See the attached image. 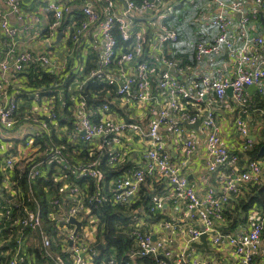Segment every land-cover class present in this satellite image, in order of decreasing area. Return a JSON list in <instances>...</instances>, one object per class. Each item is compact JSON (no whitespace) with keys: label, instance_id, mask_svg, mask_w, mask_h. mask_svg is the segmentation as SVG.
Masks as SVG:
<instances>
[{"label":"built area","instance_id":"2783aa9c","mask_svg":"<svg viewBox=\"0 0 264 264\" xmlns=\"http://www.w3.org/2000/svg\"><path fill=\"white\" fill-rule=\"evenodd\" d=\"M188 1L195 3L197 0ZM211 2L219 8L212 20V25L217 28L218 34L210 44L198 43L195 57L199 60L206 54L218 55L223 48L228 49L236 60V76L229 78L203 75L194 77L190 84H186L175 72L170 71L174 61L161 50V59L166 69L160 73L158 88L164 92V101L157 111L152 109L147 131H144L136 120H117L107 117L105 113L110 110L107 102L97 105L88 112L77 114L74 120L75 132L88 145L91 155L99 153L102 156L107 155V166L115 167L124 156L120 148L122 138L127 132H131L146 137L150 143L145 153V165L133 169L128 174L115 175L108 180L107 173L101 168L100 157L89 155L87 162L74 163L64 158L66 148L64 144L54 148L53 152L63 159L58 165L54 181H61L63 184L59 187L58 196L51 197L49 200L50 209L45 216L39 204L36 208L31 207V201L35 200V190H32V185L34 189V182L42 177L43 164L40 161L31 164L27 170V180L31 188L27 202H30V205L27 202L22 205L24 214L16 222L21 226V230L30 229L39 233L41 241L35 247L34 256H37L38 252L42 257L51 258L53 264L69 262L97 264L95 256L98 253L95 245L101 242H98L100 216L96 209L100 204L108 203L130 207L129 222L123 226L132 230L134 246L130 250V260L124 264H134L135 260L141 256L155 257L156 264H208V261L202 259L197 252V247L191 246L193 242L200 240L203 233H207L219 246H232L240 264H254L255 254L264 232V218L254 222L250 229L235 233L220 231L217 223L225 222V205L233 194H239L244 184L259 182L264 171L263 160L248 159L245 169L238 172L240 155L222 142L213 112L204 113L203 124L207 136L206 167L211 173H216L222 193L218 194L213 187H209L201 197L197 188L188 180L183 166L184 160L191 157L197 150L192 132L179 123L174 125V132L181 136L184 158L177 162L167 149L164 134L161 131L170 113L174 112L181 120L196 121L200 116L191 112L189 105H200L206 96L224 101L230 87L233 97L240 102L244 99L249 85H259L264 79V56H251L243 48L234 47L229 34L233 18L227 13V9L241 11L243 1L233 0L228 3L225 0H211ZM255 2L264 15V0H255ZM7 3L13 13L21 11V0H7ZM161 5L159 0H141L140 2L125 0L122 11L108 13L103 20L92 4L84 7L86 18L73 32V45H77L81 35L92 23L100 22L103 37V47L99 55L101 67L92 71L89 78H100L104 73L103 67L113 63L123 66L135 61L136 51L143 47L141 35L136 34L133 46L119 54L114 30H118L124 41L131 40L130 17L155 13ZM108 7H115V1L108 0ZM46 9L54 12L55 20L52 23V29H54L61 24L65 12L69 11V2L51 1ZM172 13V7L159 13L160 44L176 42L179 39L178 31L167 22ZM248 20L249 18L245 16L240 21L241 39L246 43L263 44V37L254 38L249 35ZM0 29L7 37L5 43L13 42L11 52H14L18 28L11 25L7 17H0ZM116 56L117 61H114ZM37 62L47 67L53 64L52 58L45 52L23 50L14 56L13 61L9 56L3 57L0 54V70L4 73L22 72L27 66ZM135 67L136 73L125 78L117 94L132 100H143L147 98L152 86L151 68L145 60L136 62ZM0 91L5 94L4 82H0ZM17 110L18 104L14 100L6 99V102L0 106V133L15 127L18 122ZM51 116L57 117L55 113ZM43 128H48L46 122H43ZM237 129L247 137L243 149L253 146V140L248 137L249 124L245 119H238ZM12 163L13 159L9 158L7 164ZM73 176L84 177L86 182H75L72 180ZM5 179L7 181L6 177ZM163 180L166 181L164 192L154 191L142 205L140 201L144 196V185L161 186ZM8 185H13L15 188L11 181ZM14 193L16 194L15 190ZM167 204L175 208L180 219L176 217L171 220L159 219L156 220V225L152 229H145L144 224L151 220V216L163 212ZM11 215L10 207L0 210V223L11 220L15 225ZM72 217L80 223V226L76 222H71ZM197 222L201 223V226L197 225ZM64 254H69V259H66ZM34 256L32 255V258ZM27 260V255L22 254L18 249L8 264L26 263ZM34 263L35 260L32 264ZM101 264H118V261L115 256H112Z\"/></svg>","mask_w":264,"mask_h":264},{"label":"crops","instance_id":"0c3cea01","mask_svg":"<svg viewBox=\"0 0 264 264\" xmlns=\"http://www.w3.org/2000/svg\"><path fill=\"white\" fill-rule=\"evenodd\" d=\"M51 1L55 0H21V11L13 13L7 0H0V17H7L10 24L19 30L16 37L15 51L11 52L13 42L5 43L4 33L0 29V54L3 57L9 56L10 60L13 61L14 56L23 50L45 52L50 55L53 64L48 67L38 62L34 64L40 65L48 73L57 77L70 78V82L66 87L67 91L65 87L55 85L57 89L53 94L51 91V93L41 96L34 87L30 86V65L22 72L4 73L0 70V82H4L6 94H2L0 91V106L6 102V99L14 100L18 104L17 124L12 130L0 133V210L10 207L12 209L11 217L15 222V225L12 224L11 220L0 223V235L1 237L4 235L0 242V264H7L6 259L8 257L12 258L18 249L21 250L22 254L27 255L26 264H32L35 258V247L41 241L37 231L21 230V226L16 222L24 214L22 205L27 202V196L31 192L29 183L28 191L25 193L20 184H18L19 186L16 185L18 178L16 175L20 176L28 170L31 164L40 161L43 164L42 176L46 175L47 172H52L55 176L58 165L63 159L58 157L53 149L63 144L66 146L64 158L70 162H87L89 155L100 157L102 160V154L100 153L91 155L88 145L75 132L74 120L77 114L94 109L96 105L92 103L99 101L101 97L104 102L110 105V110L105 113L107 117L117 120H136L140 123L142 129L147 131L152 117V109L157 111L164 101V92L158 88L160 73L166 69V65L161 59V50L170 60L174 61L170 71L175 72L179 79L186 84H190L194 77L203 75L229 78L236 76V60L231 56L228 49L223 48L218 55L206 54L199 60L195 57L196 45L200 42L210 44L218 34L217 28L212 25V20L219 10L218 6L211 0H197L195 3L188 0L180 2L177 0L168 7H172L173 13L167 22L178 31V41L160 44L158 36L159 14L157 18L146 19L156 12L131 16V47L136 34H140L143 41L142 49L136 51L135 61L123 66L113 63L109 67H103L104 73L99 81L106 83V86L100 91L93 92L92 96H83L81 89L89 79L90 71L98 70L101 67L99 55L103 47V37L100 25L92 23L81 35L77 45L74 46L72 41L73 32L77 25L86 18L84 13L86 5L92 4L106 15L122 11L125 0H114L115 7L113 8L108 7L107 0H58L68 1L69 11L65 12L61 24L54 29H52V23L55 20L54 12L46 9ZM168 1L159 0L162 4L161 7ZM225 1L230 3L233 0ZM242 1L241 11L227 9V13L233 18L229 28L231 40L234 47L243 48L251 56H264V43H246L241 39L239 30L240 21L246 16L249 18L247 24L249 35L254 38H264V15L255 0ZM183 36H186L187 40L181 47L180 40ZM131 47L123 48H126L124 51H127ZM119 48L122 49V46H119ZM141 60L147 61L151 68L152 86L147 98L132 100L119 96L117 94L118 88L126 77L136 73V62ZM88 67L91 68L89 72H87ZM181 68L182 70H180ZM255 86L256 88L252 91L248 90L247 87L245 97L240 102H237L233 97L232 91L231 95L227 93V98L224 101L206 96L200 105H189V110L200 116L198 119H201V124L198 128L190 127L185 123L192 124L198 119L193 122L187 119L181 120L174 112L169 114L168 121L162 126L161 131L164 134L167 149L177 162L184 159L182 157V140L181 136L174 132L173 127L179 123L192 132L197 150L191 157L184 160L183 166L188 180L197 188L200 196L209 187H213L218 194L222 193L216 173H211L206 167L207 136L203 124L204 113L213 112L216 124L219 126L222 142L241 157L238 172L244 170L248 164V159L252 157L250 152L258 144L264 143V109L253 106V98L260 97L264 100V79L259 85ZM87 101L91 102V105H88ZM65 105H67L66 114L65 109H63ZM53 113L57 115L56 118L51 116ZM63 116H66L68 122L70 121L69 124L68 122L60 123V118ZM238 119L247 121L249 124L248 137L254 142V145L246 150L243 149V146L247 137L237 129ZM43 122L47 123L48 128H43ZM149 147L150 143L146 137L127 132L122 138V145H120L124 152L123 160L115 167H108L106 161V170L114 173L113 176H106L107 179L110 180L115 175L128 174L135 168L144 167L145 153ZM9 158L13 159L11 165L7 164ZM258 158H261L264 163V155ZM10 181L14 183L15 188H13V185H8ZM165 182L163 180L161 186L150 187L144 185L143 191L144 188H148L150 191L163 193L166 186ZM263 183L264 171L259 182L255 185ZM255 185L251 183L244 184L239 194H233L229 198L232 202L228 201L229 203L227 202L225 206L230 209L231 205H235L240 200L248 202L257 193L254 189ZM44 189L45 191L49 190ZM32 190H34L33 185ZM48 197H51L49 192ZM31 207L34 208L32 204ZM159 213L163 216L160 219L163 220H171L175 217L178 220L180 219L179 213L171 204H167L165 210ZM261 218H264L263 206L254 204L246 210H242L240 207L236 228L232 231L223 230L221 226L225 225L227 220L224 223H217V228L225 233H235L250 229V226ZM156 222L151 219L144 224V228L150 230L156 225ZM6 223H10V227L16 229L15 234L7 233L6 229L10 228ZM197 225L201 226V223L197 222ZM14 239L15 244L12 246L10 243ZM6 246L8 247L5 248ZM208 247L209 250L205 247H197V252L200 253L202 259L208 261V264H240L232 246H219L208 236ZM134 264L148 263H138L135 260ZM254 264H264V232L258 251L255 254Z\"/></svg>","mask_w":264,"mask_h":264},{"label":"trees","instance_id":"16d2710c","mask_svg":"<svg viewBox=\"0 0 264 264\" xmlns=\"http://www.w3.org/2000/svg\"><path fill=\"white\" fill-rule=\"evenodd\" d=\"M135 2H140L141 0H134ZM182 0H179V2ZM178 2V3H179ZM108 3V0H107ZM96 10L101 15V20L104 19L105 15L100 12L98 8ZM85 20V19H84ZM83 20V21H84ZM168 20V19H167ZM81 23V22H80ZM79 23V24H80ZM100 25V22H96ZM114 34L117 38V50L120 53H122L127 47H131L132 42L131 40L124 41L118 30H114ZM7 40V37L4 36V41ZM72 42V41H71ZM70 42V44H71ZM119 46H122V49L119 48ZM126 47V48H123ZM128 50V49H127ZM76 51V49H75ZM114 61H117V56L115 57ZM112 65V64H111ZM109 65V66H111ZM29 67L31 69L29 73L30 78V86L34 87L37 92L41 96H44L47 93L52 94L55 92L57 88H55V85L67 87L68 83L70 82V78L65 77H57L55 75H52L48 73L46 70H44L40 65L38 64H32ZM107 66V67H109ZM91 68H87V72H89ZM91 73V71H90ZM100 78L94 77L89 78L86 82V84L83 86V89H81V94L83 96H92L93 92L100 91L103 89L104 86H106V83H101ZM55 88V89H54ZM67 91V88H66ZM87 100V99H86ZM253 106L256 108L264 109V100L260 97L253 98ZM103 98H99V101L92 103L93 105H100L102 104ZM88 105H91V102L87 101ZM67 105L63 107L65 109V114L67 112ZM67 116V115H66ZM66 116H63L60 118V123L68 122ZM70 121L68 122V124ZM264 143L258 144L252 152H250L251 158H258L259 150L261 146ZM106 158L107 155L102 156V168L103 171L107 173V175L113 176V172H109L106 170ZM261 159V158H260ZM21 174V173H19ZM17 182L16 185L20 184L22 186V190L24 193L28 191V182H27V170L24 171L20 176L16 175ZM72 180L78 183H84L85 178L81 177H72ZM63 184V182H55L54 181V175L52 172H47L46 175H43L42 177H39L38 180L34 183V190H35V200L31 201V204L34 206V208L37 207L39 204L42 209L45 212V216H47V212L50 209L49 200L52 196H58L59 193V187ZM252 185H255V183H251ZM19 186V185H18ZM44 188L49 189L48 191H45ZM254 189L257 191L256 195L254 197H251L248 202H245L244 200H240L239 202L235 203V205H231L228 209L226 207L224 209V216L227 220L225 225H222L221 228L225 231H232V229L236 228L237 223V216L240 211V207L242 210L249 209L254 204H258L263 206L264 208V183L263 184H257L254 186ZM48 192L51 197H48ZM148 188H144V196L140 203L144 205V202L146 199H149L150 195L152 194ZM237 197V196H236ZM231 199H229V202ZM228 202V203H229ZM232 202V201H231ZM30 205V202H27ZM129 209L130 207L125 205H112V204H100L99 207L96 209L100 216V226L99 231L100 235L98 237V242H101L103 244L102 248H98V244L95 245V249H97V256H95V261L97 264H101L105 262L109 257L115 256V258L118 261V264H124L125 262L130 260V250L134 246V240L132 238V230L126 226L129 222ZM161 217H163L160 213H156L151 216L152 220H159ZM6 222V221H5ZM7 226L10 229H6L7 233H11L12 235L16 233L15 228L10 227V223H6ZM12 246L15 244V239L10 243ZM6 246L5 248H7ZM37 251V250H36ZM37 256H35L34 264H53V261L51 258H45L42 257L38 252ZM64 257L66 259H69V254H64ZM7 264L10 262L11 257H8ZM136 262L138 263H148V264H156V258L153 256H141L136 259ZM26 264V263H21ZM68 264H71L69 262Z\"/></svg>","mask_w":264,"mask_h":264},{"label":"water","instance_id":"95a60500","mask_svg":"<svg viewBox=\"0 0 264 264\" xmlns=\"http://www.w3.org/2000/svg\"><path fill=\"white\" fill-rule=\"evenodd\" d=\"M177 0H169L167 3H165L160 9H158L156 11V13L148 18H146L147 20L149 19H154V18H157L158 14L161 13L163 10L167 9L170 5H172L173 3H175ZM59 37H61V35H59ZM256 86L255 85H249L248 86V90L252 91L253 89H255ZM227 93H229V95L232 94V88H228L227 90ZM188 126L190 127H195V128H198L199 125L201 124V119H198L195 123H187L185 122ZM264 155V144L261 146L260 150H259V156H263ZM71 222H76L78 224V226H80V223L76 221L75 218H71L70 219ZM192 246H196V247H205L209 250V247H208V234L207 233H203L200 237V242H193L191 244ZM103 244H98V248H102Z\"/></svg>","mask_w":264,"mask_h":264},{"label":"rangeland","instance_id":"374dc122","mask_svg":"<svg viewBox=\"0 0 264 264\" xmlns=\"http://www.w3.org/2000/svg\"><path fill=\"white\" fill-rule=\"evenodd\" d=\"M186 40H187L186 36H183V38H181V40H180L181 41V47L185 44ZM3 238H4V235H2V237L0 235V242Z\"/></svg>","mask_w":264,"mask_h":264},{"label":"clouds","instance_id":"9594fccd","mask_svg":"<svg viewBox=\"0 0 264 264\" xmlns=\"http://www.w3.org/2000/svg\"><path fill=\"white\" fill-rule=\"evenodd\" d=\"M177 2V1H176Z\"/></svg>","mask_w":264,"mask_h":264}]
</instances>
